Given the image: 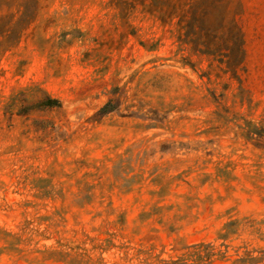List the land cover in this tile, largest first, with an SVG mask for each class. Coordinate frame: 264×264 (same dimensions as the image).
I'll use <instances>...</instances> for the list:
<instances>
[{"label":"rangeland","instance_id":"1","mask_svg":"<svg viewBox=\"0 0 264 264\" xmlns=\"http://www.w3.org/2000/svg\"><path fill=\"white\" fill-rule=\"evenodd\" d=\"M225 1L240 78L153 0H0V264H264V0Z\"/></svg>","mask_w":264,"mask_h":264},{"label":"trees","instance_id":"2","mask_svg":"<svg viewBox=\"0 0 264 264\" xmlns=\"http://www.w3.org/2000/svg\"><path fill=\"white\" fill-rule=\"evenodd\" d=\"M152 5L162 24L167 25L177 19L179 40H186L201 54L215 59L218 57L226 63L234 77L240 78L239 70L244 65V36L238 19L240 13L225 0H153ZM237 224L239 220L228 223L223 236L231 234ZM192 247L184 253V262L202 264L223 254L221 249H214L211 243H197ZM253 258L252 253L246 251L238 261L249 262ZM164 263L174 264L176 261L164 260Z\"/></svg>","mask_w":264,"mask_h":264}]
</instances>
